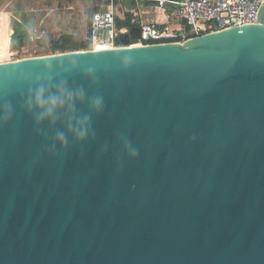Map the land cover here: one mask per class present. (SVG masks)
Masks as SVG:
<instances>
[{
  "label": "water",
  "instance_id": "95a60500",
  "mask_svg": "<svg viewBox=\"0 0 264 264\" xmlns=\"http://www.w3.org/2000/svg\"><path fill=\"white\" fill-rule=\"evenodd\" d=\"M256 23L178 42L0 61V264H264V0ZM131 64L124 66V58ZM91 70V75L86 73ZM66 81L102 95L76 143L25 100ZM58 131L69 146L49 155ZM139 151L127 158L121 137Z\"/></svg>",
  "mask_w": 264,
  "mask_h": 264
},
{
  "label": "built area",
  "instance_id": "2783aa9c",
  "mask_svg": "<svg viewBox=\"0 0 264 264\" xmlns=\"http://www.w3.org/2000/svg\"><path fill=\"white\" fill-rule=\"evenodd\" d=\"M154 9L162 10L168 21L139 23V35L129 45L156 42H178L207 32L244 23H256V11L262 0H147ZM116 7L110 1L105 9L93 10L87 28L90 44L86 49L113 48L119 45L126 28L117 27ZM169 20L179 22L172 26Z\"/></svg>",
  "mask_w": 264,
  "mask_h": 264
},
{
  "label": "rangeland",
  "instance_id": "374dc122",
  "mask_svg": "<svg viewBox=\"0 0 264 264\" xmlns=\"http://www.w3.org/2000/svg\"><path fill=\"white\" fill-rule=\"evenodd\" d=\"M106 0H0V11L7 20H0V61L50 54L49 42L62 33L85 38L89 15L97 4ZM138 0H116L123 7L135 6ZM23 20L32 32L30 43L20 49L8 44L16 23Z\"/></svg>",
  "mask_w": 264,
  "mask_h": 264
},
{
  "label": "clouds",
  "instance_id": "9594fccd",
  "mask_svg": "<svg viewBox=\"0 0 264 264\" xmlns=\"http://www.w3.org/2000/svg\"><path fill=\"white\" fill-rule=\"evenodd\" d=\"M124 66L131 64V58H124ZM86 75H91L89 70ZM50 82L38 84L25 100V109L29 113L35 110L34 124L39 125L48 121L50 125L56 123L58 113L63 111L67 117L66 128L72 139L76 143H83L91 133V115L84 114L77 116L76 105L87 103L89 113L99 114L104 110V97L102 95L88 96L83 88H69L66 81H59L55 84V90L51 91ZM14 112L10 103L7 101L0 104V125L9 122L13 118ZM59 145L61 150L69 146V135L65 131H58L50 145L49 155L54 156L56 146ZM121 148L124 155L129 159H134L139 155L138 149L126 137H121Z\"/></svg>",
  "mask_w": 264,
  "mask_h": 264
},
{
  "label": "trees",
  "instance_id": "16d2710c",
  "mask_svg": "<svg viewBox=\"0 0 264 264\" xmlns=\"http://www.w3.org/2000/svg\"><path fill=\"white\" fill-rule=\"evenodd\" d=\"M98 8L99 7H94L93 9L95 10ZM131 18L132 14L130 12H126L124 18H116V26H125L130 28L133 25H137V21H132ZM31 36L32 32L30 28L23 20H20L18 23H16L14 33L9 41L8 46L14 50L20 49L21 47L30 43ZM89 44L90 38L88 36V32H86L85 38L82 40L77 39V37L72 33H62L57 38L50 40L49 48L51 53H54L68 50L86 49L88 48Z\"/></svg>",
  "mask_w": 264,
  "mask_h": 264
},
{
  "label": "crops",
  "instance_id": "0c3cea01",
  "mask_svg": "<svg viewBox=\"0 0 264 264\" xmlns=\"http://www.w3.org/2000/svg\"><path fill=\"white\" fill-rule=\"evenodd\" d=\"M106 1H107L106 3L97 4L95 7H99L98 9H105L111 1L112 4H114V6L116 7L115 22H116V18H121V19L124 18L126 12H130L132 14V18H131L132 21H137V25H133V26H139L140 22L156 21V19L159 22L168 21L166 16H164L162 10L157 8L156 9L152 8L150 6V2H148L147 0H138L139 2H136L135 6L132 7H123L121 6V4L119 3L117 4L116 0H106ZM129 1L130 3H133L134 0H129ZM0 20H7V15L4 11H0ZM169 21L171 22L172 26L179 25V22H176L174 20H169ZM122 27L126 28L127 31L131 28V27L127 28L125 26Z\"/></svg>",
  "mask_w": 264,
  "mask_h": 264
},
{
  "label": "bare ground",
  "instance_id": "6f19581e",
  "mask_svg": "<svg viewBox=\"0 0 264 264\" xmlns=\"http://www.w3.org/2000/svg\"><path fill=\"white\" fill-rule=\"evenodd\" d=\"M99 48V47H98ZM101 48V47H100ZM102 48H105V46H102Z\"/></svg>",
  "mask_w": 264,
  "mask_h": 264
}]
</instances>
